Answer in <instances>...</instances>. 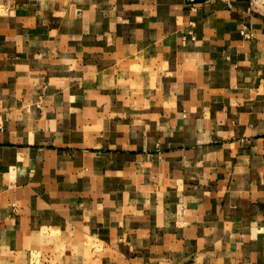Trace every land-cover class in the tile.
<instances>
[{"label":"crops","instance_id":"crops-1","mask_svg":"<svg viewBox=\"0 0 264 264\" xmlns=\"http://www.w3.org/2000/svg\"><path fill=\"white\" fill-rule=\"evenodd\" d=\"M40 256L264 264V7L0 0V264Z\"/></svg>","mask_w":264,"mask_h":264},{"label":"built area","instance_id":"built-area-1","mask_svg":"<svg viewBox=\"0 0 264 264\" xmlns=\"http://www.w3.org/2000/svg\"><path fill=\"white\" fill-rule=\"evenodd\" d=\"M221 1L224 2L229 7H233V5H235L238 2H246L252 8L259 6L264 7V0H221ZM241 34L245 39L253 38V34L251 33L250 28L246 24L243 25Z\"/></svg>","mask_w":264,"mask_h":264},{"label":"rangeland","instance_id":"rangeland-1","mask_svg":"<svg viewBox=\"0 0 264 264\" xmlns=\"http://www.w3.org/2000/svg\"><path fill=\"white\" fill-rule=\"evenodd\" d=\"M52 249L51 250H55V248H58V243L53 241L52 242ZM67 260V264H75V261L73 258H66ZM33 264H59L58 263V258L56 256H47V257H36L34 259V263Z\"/></svg>","mask_w":264,"mask_h":264}]
</instances>
